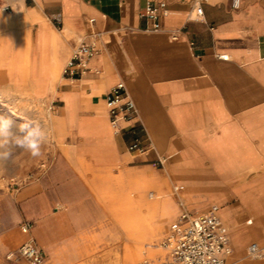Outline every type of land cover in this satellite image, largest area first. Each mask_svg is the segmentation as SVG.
<instances>
[{
    "label": "crops",
    "instance_id": "obj_1",
    "mask_svg": "<svg viewBox=\"0 0 264 264\" xmlns=\"http://www.w3.org/2000/svg\"><path fill=\"white\" fill-rule=\"evenodd\" d=\"M160 1L165 6L153 28L145 12ZM201 8L199 16L195 0H18L12 11L0 13V32L10 31L15 50L5 83L16 87V48L26 35V77L42 84V105L61 122L60 137L50 141V172L38 185L50 184L53 194L31 203L37 218L31 236L42 264H52L45 248L53 244L52 232L84 234L92 223L106 224L100 235L113 246L130 241L116 208L128 192L137 194L127 184L140 177L150 181L152 198L169 191L159 208L175 219L170 227L184 212L200 215L216 206L231 247L225 264H264V0H244L237 8L231 0H203ZM7 17L12 24L3 21ZM81 41L93 43L96 53L79 77L66 79L62 69ZM119 81L135 103L139 134L151 144L144 154L127 149L132 123L121 124L125 140L109 131L104 96ZM102 113L108 130L94 134ZM42 157L20 160L16 173ZM149 160L160 169L151 170ZM64 177H73V193L65 190ZM49 203L56 205L53 214L45 213ZM16 212L18 221L22 212ZM14 236L23 242L21 231ZM89 243H71L67 257L89 256ZM251 244L262 257L249 255Z\"/></svg>",
    "mask_w": 264,
    "mask_h": 264
},
{
    "label": "built area",
    "instance_id": "obj_2",
    "mask_svg": "<svg viewBox=\"0 0 264 264\" xmlns=\"http://www.w3.org/2000/svg\"><path fill=\"white\" fill-rule=\"evenodd\" d=\"M18 0H0V11L10 12L15 8ZM195 0L196 11L199 16L202 14L201 2ZM244 0H231L234 8ZM165 3L160 1L147 6L145 15L153 22V28H158V14L163 9ZM192 18V17H191ZM57 24L59 22L57 21ZM96 53L93 43L81 41L76 45L70 54L69 59L62 69V76L66 79H76L87 69L89 59ZM220 58L227 57L221 55ZM109 124L114 132L121 131L122 123H132L129 127L132 139L128 144V151L134 154H144L150 150V142L142 137L135 123L137 110L134 101L127 93L126 85L123 81L113 85L104 96ZM158 163L162 161L158 159ZM32 223L24 221L21 230L28 236L19 245L16 251L9 253L8 258L22 257L31 264H42L44 256L35 245L31 236ZM170 234L163 243L166 253L163 260L157 264H225L226 255L231 251L228 235L221 225L217 214V207L212 206L206 213L190 216L184 213L180 220L170 227ZM251 257H261L263 255L256 244L249 247ZM140 264H150L143 261Z\"/></svg>",
    "mask_w": 264,
    "mask_h": 264
},
{
    "label": "rangeland",
    "instance_id": "obj_3",
    "mask_svg": "<svg viewBox=\"0 0 264 264\" xmlns=\"http://www.w3.org/2000/svg\"><path fill=\"white\" fill-rule=\"evenodd\" d=\"M23 89H24V94H25L23 95L25 96L24 98H27V97L31 98V100L24 101L25 103L23 102V104L27 106V109L29 110L32 116L34 114H35L34 115L35 117L39 115L42 116V113L45 112L46 110H48L49 112H52L51 109H49L48 107L44 108L42 105L41 99L43 97L44 91L37 92L33 90V86H31V84L29 83H27V87L25 84ZM33 103H34V106H33ZM19 124H20L19 121H14L13 131L17 129ZM60 125L58 127L59 130H61ZM114 133H118V134L121 133L125 140L123 131L114 132ZM51 140L57 141L58 138L54 137L53 135L48 137V141L41 146V153H43V157L40 158V160L33 162L32 164H28L27 171L22 175H19L18 173H16L17 169L19 168L18 162L24 158H27L28 160L31 158L33 159L34 157L31 156L29 152L23 151L22 149H16L11 159L7 161H0V264H31L28 260L22 257L15 256V257L8 258V255L12 251H16L19 245L21 244V240L19 238L16 239L14 236L16 233H20L21 231V233L24 235V240L28 236L27 234L22 232L21 224L24 221H30L32 223V228H35L37 224V218L34 216L35 215L34 205H32L31 203L34 201V199L37 196H40V195L51 196L53 194V188L50 184L44 189H38L39 179L41 178V175L43 176V175H46V173L48 174L50 172L52 159L49 157V152H50L49 149L53 146V144L49 142ZM152 161L153 160H149L146 162L150 165V169L151 170L160 169L159 165L155 164V166H152L151 165ZM136 164L140 165L143 163H136ZM72 181H73V177H64L62 179V183L65 186V190H67V192H70V193H73V190H74V188H72L73 186L71 185ZM172 192H174L173 188H172ZM9 201L15 208V217L17 219H18V216H17L16 211L20 210L22 212L21 218L18 221H16L17 219H14L16 222H14L11 216V209H10ZM25 206H27V208ZM54 208H56V205H54V203H49L48 207L46 208L45 213L46 214L55 213ZM195 214H189V215L193 216ZM106 221H107V227L108 228L111 227L110 220L108 219ZM173 221H175V219L172 220L168 224L167 232L164 234H159L158 236H156L157 238L154 237V239L152 240L150 244V248H145L146 250H142L140 252L141 258L138 261L132 262L130 264H137L141 261H147V260L149 261L150 264H157L161 262L166 253V248L165 250L164 248H162V243L166 241V237L170 229V224ZM84 226H86V224ZM91 226H92L91 232H87V233L85 232L84 234H76L77 232H71L68 235L60 236L57 234V231L56 233L52 232L54 234V235L53 234L51 235L53 244L48 245L45 248L47 252L49 250L48 248L50 247L55 248L56 250L57 248L60 249L59 250L60 252L58 253L57 258H55L54 260L56 261V264H61V262L64 261L65 258H68L67 255L69 254L68 251L70 249L71 243L72 244H75V243L82 244L84 240L90 242L88 244V247H89L88 254L91 258L103 254V251L106 248L111 247L105 253L116 250L118 257L120 259L119 263L125 264L123 260V256L120 255L119 253L122 251L121 249L124 250L125 244L127 243H124V241L120 239L119 243L117 241V244L113 246L115 241L111 242L109 240L110 238L109 236H107L108 239H104L103 238L104 236L100 235V232L104 230L103 228H105L106 224L104 226L103 224L97 225V224L92 223ZM118 233H119L118 235L120 236L121 233L119 231ZM97 234H99L100 238L95 237V235ZM230 255H228V257H230ZM85 257L87 259L89 258L87 256H84V258ZM110 257L112 258L115 256L112 255ZM47 259L49 260V255ZM79 260L82 263L83 257H78L76 262L78 261L79 263ZM74 261L71 260L70 263L73 264Z\"/></svg>",
    "mask_w": 264,
    "mask_h": 264
},
{
    "label": "bare ground",
    "instance_id": "obj_4",
    "mask_svg": "<svg viewBox=\"0 0 264 264\" xmlns=\"http://www.w3.org/2000/svg\"><path fill=\"white\" fill-rule=\"evenodd\" d=\"M3 21L4 22L6 21L8 25L12 24L11 23L12 20H10L8 17L5 18ZM9 32L10 31L0 32V35H1L0 37V92L4 93V98L2 101H0V113H3L9 116L13 121H19L20 123H22L26 119L36 120L41 124V126L49 134L48 137L53 135L54 137L59 138L61 135V130L58 129L59 125L61 124L60 120L56 119V117H54L52 113H50L48 110L43 112L42 116L39 115L35 117L34 113H33L34 115L32 116L29 110L27 109V106L23 104L24 101L31 100V98L29 97L24 98L25 96H23L25 95L24 89H23L25 84H26V87H27V83L31 84V86H33V90L37 92L44 91V87L42 86V84L36 81H30L26 77L28 73V62H29L28 49L30 45L29 37L26 35L20 36L19 43L16 48V57L19 59V64H18V69H17V73L19 76L15 81L16 87L11 88L8 86V84L5 83L6 81L9 80L8 75L11 70L10 59L13 57L12 55L15 52V50L11 48L12 43L10 42ZM33 106H34V103H33ZM86 109H88V106H86ZM100 116H101L100 121L94 120L95 125H96V128L94 129V134H101L102 132H105L106 130H108L105 127L106 126V113H102ZM96 118L93 117V119H96ZM111 129L112 128H110L109 131ZM82 132L84 131L81 130V133ZM64 153L65 155L70 157V159L72 158L73 154L71 150L65 148ZM77 162L80 163V164L79 163L77 164H79V167L82 168V166L84 165L83 160L80 159ZM121 175H119V177L117 175V178H119L118 181H119L120 186H123L125 188L126 184L124 181L120 179V176L124 178L126 176L124 174H121ZM127 185H129V188L132 191L133 190L137 191V194L133 195L130 192H128L123 197V199H121L118 202L119 205L116 208V212L118 214L117 219L121 226V229L130 238V241H128L127 244H125L124 254H123L124 263L130 264L132 262L138 261L141 258L140 252L142 250H146L145 248H150V244L152 240L154 239V237L158 236L159 234H164L167 232L168 224L171 220V217L167 213H163V212L160 213V208H159L160 198L169 191H161V193H159L156 197L152 198L150 188H149L150 181L142 177L137 178V179L134 178L132 182ZM106 197L109 199V194H107ZM134 206H138L139 208L134 209L133 208ZM10 209H11L12 218L16 219L15 209L12 207H10ZM159 216H164L165 218L164 223H161V224L157 223V219ZM170 232L171 231L169 229L168 235L170 234ZM17 234L19 235V233ZM162 248H164L165 250L163 243H162ZM48 249L49 250L47 253L49 255V260H51L52 264H56V261L54 260L55 258H57V255L54 254L55 252L53 250H51L50 248ZM80 253H76V255L72 256V258L71 257L65 258L64 261L61 262V264H72L70 263L71 260L72 261L75 260L73 264H118L120 260L117 252L113 253L115 254L114 255L115 257H112V258L110 257L112 255L109 254L108 252L106 254H102L96 257H92V258L90 256H87L89 257L88 259L86 257L84 258V256ZM228 255H230V253ZM228 255H226V257H228ZM78 257H83L82 263L80 260H79V263L78 261L76 262ZM147 262L149 261L147 260Z\"/></svg>",
    "mask_w": 264,
    "mask_h": 264
},
{
    "label": "clouds",
    "instance_id": "obj_5",
    "mask_svg": "<svg viewBox=\"0 0 264 264\" xmlns=\"http://www.w3.org/2000/svg\"><path fill=\"white\" fill-rule=\"evenodd\" d=\"M4 93L0 92V101ZM14 121L7 115L0 113V161H7L13 157L16 149H23L33 157L40 156L41 146L47 142L48 133L41 124L32 119H26L13 131Z\"/></svg>",
    "mask_w": 264,
    "mask_h": 264
}]
</instances>
